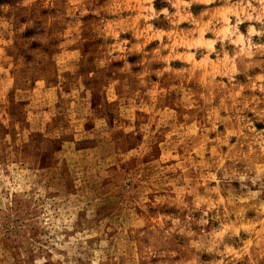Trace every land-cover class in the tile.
Segmentation results:
<instances>
[{
  "label": "rangeland",
  "instance_id": "374dc122",
  "mask_svg": "<svg viewBox=\"0 0 264 264\" xmlns=\"http://www.w3.org/2000/svg\"><path fill=\"white\" fill-rule=\"evenodd\" d=\"M0 264H264V0H0Z\"/></svg>",
  "mask_w": 264,
  "mask_h": 264
}]
</instances>
